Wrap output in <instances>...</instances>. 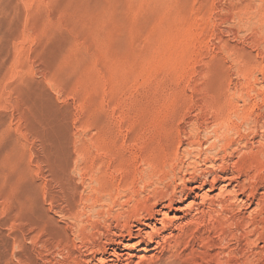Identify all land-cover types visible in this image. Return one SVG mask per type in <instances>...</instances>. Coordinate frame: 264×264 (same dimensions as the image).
Returning <instances> with one entry per match:
<instances>
[{
    "label": "rangeland",
    "instance_id": "374dc122",
    "mask_svg": "<svg viewBox=\"0 0 264 264\" xmlns=\"http://www.w3.org/2000/svg\"><path fill=\"white\" fill-rule=\"evenodd\" d=\"M212 176L237 212L159 260L224 237L210 264H264V0H0V264H78ZM247 199L252 254L229 224Z\"/></svg>",
    "mask_w": 264,
    "mask_h": 264
},
{
    "label": "bare ground",
    "instance_id": "6f19581e",
    "mask_svg": "<svg viewBox=\"0 0 264 264\" xmlns=\"http://www.w3.org/2000/svg\"><path fill=\"white\" fill-rule=\"evenodd\" d=\"M223 118V117H222ZM223 120V119H222ZM222 122V121H221ZM223 123V122H222ZM236 132V131H235ZM238 132V131H237ZM236 132V133H237ZM221 133V132H220ZM228 134V133H227ZM225 136V135H224ZM209 138V137H208ZM218 138V137H217ZM225 141V140H224ZM204 142V141H203ZM227 143V142H226ZM206 145V144H205ZM213 147V146H212ZM224 147H226V146H224ZM246 147V146H245ZM187 149V148H186ZM205 149H206V147H205ZM211 148H209V150H210ZM187 150H190V149H187ZM238 150H239V148H238ZM208 151V150H207ZM211 151V150H210ZM246 151V150H245ZM251 151V150H250ZM243 152V151H242ZM243 154V153H242ZM249 154V153H248ZM197 155V154H196ZM223 155V154H222ZM174 156V155H173ZM178 156V155H177ZM199 156V155H198ZM239 157H241V156H239ZM176 158V157H175ZM219 159V158H218ZM203 161V160H202ZM221 161V160H220ZM210 162H212V160L210 161ZM225 162V161H224ZM213 163V162H212ZM211 163V164H212ZM216 163V162H215ZM222 163H223V160H222ZM238 163V162H237ZM225 164V163H224ZM236 165L237 164H235V167H236ZM216 166V165H215ZM224 166V165H223ZM239 166V165H238ZM220 167H222L221 165L218 167L219 169H220ZM225 167V166H224ZM223 167V168H224ZM234 167V166H233ZM228 168V167H227ZM222 169V168H221ZM226 169V168H225ZM233 169V168H232ZM231 169V170H232ZM236 169V168H235ZM235 169H233V170H235ZM215 170V169H214ZM224 170V169H223ZM217 171V170H216ZM216 171H214L215 173H216ZM222 171V170H221ZM220 171V172H221ZM240 171L241 170H239V172L237 173V172H235L238 176H239V173H240ZM218 172V171H217ZM224 172V171H223ZM232 172H234V171H232ZM174 173V172H173ZM172 173V174H173ZM204 173V172H203ZM212 173V172H211ZM210 174V173H209ZM213 174V173H212ZM211 174V175H212ZM247 174V173H246ZM257 174V173H256ZM259 174V173H258ZM174 175V174H173ZM203 175V174H202ZM208 175V174H207ZM218 175V174H217ZM205 177V176H204ZM203 177V178H204ZM231 177V176H230ZM246 177V176H245ZM197 178V177H196ZM206 178H207V176H206ZM244 178V177H243ZM264 178V177H263ZM208 179V178H207ZM211 179V178H210ZM212 182H211V185L207 188L208 190H205L206 192H201L200 191V187H198L197 185L196 186H194V187H192V188H189L186 192H188V193H186V195H185V198L184 199H180V200H178V201H176V200H170L168 203H165L164 204V201L162 202V201H160V202H162V204H156L155 205V207L153 208V209H151L152 211L150 212V214H148V217L146 218V219H144L143 221H141L140 222V219H139V224H138V226H136L135 227V229H133V228H129L128 230H126V231H128V233L125 235H121V236H119L118 237V235H117V237L116 238H111L110 239V242H111V245H109L110 247L108 248H106L105 246L106 245H104L103 243V247H98V249L97 250H94V251H91V254H89V255H87V256H85L84 258H83V260L81 261L80 259H78V260H80L81 262H79V263H82V264H151L152 262H155L156 263V261H158L159 259H160V257H161V254L162 253H164V251L166 250V249H168L169 250V248H168V246H170L171 244H172V241L173 240H175L176 242H178L179 240L181 241L182 240V238L186 235V233H188V232H190V231H194V232H196V231H198L199 229L201 230L202 228V233H203V230L205 229V230H213V229H215V226H213V224L214 223H216V221L218 220V218H219V216L218 215H220L219 213L221 212V210H223V212L225 211L224 209H226V210H228V208H232L235 212H237L234 208L236 207L235 206V201L236 200H238V196L236 195V193H237V189H236V187H238V186H236L235 187V185H233V182H232V180H229L228 179V177H227V179L226 178H224V177H220L219 178V176L218 177H214L213 178V176H212ZM231 179V178H230ZM235 180V179H234ZM209 181V180H208ZM211 181V180H210ZM243 181H244V179H243ZM241 182V181H240ZM255 182V181H254ZM207 183H209L210 184V182H207ZM243 182H241L240 184H242ZM245 183V182H244ZM250 183H251V181H250ZM263 183V182H262ZM187 184V183H186ZM189 184V183H188ZM201 184H203V182L201 183ZM236 184V183H235ZM238 184V183H237ZM252 184V183H251ZM105 185V184H104ZM111 185V184H110ZM243 185V184H242ZM245 185H247V184H245ZM263 185V184H262ZM106 186V185H105ZM202 186V185H201ZM207 186V185H206ZM99 187V186H98ZM104 187V186H103ZM107 187V186H106ZM111 187V186H110ZM247 187H249V185L247 186ZM109 188V187H108ZM166 188V187H165ZM188 187H186V189H187ZM242 188H245V187H242ZM255 188V187H254ZM159 189V188H158ZM186 189H184V190H186ZM248 189V188H247ZM96 190V189H95ZM183 190V189H182ZM183 190V191H184ZM246 190V189H245ZM110 191V190H109ZM216 191H218L217 193H216ZM252 191V190H251ZM79 192V191H78ZM104 192V191H103ZM108 192V191H107ZM178 192H182L181 190L180 191H178ZM244 192V191H243ZM242 192V193H243ZM160 193V192H159ZM172 193H173V191H172ZM245 194H247L246 192H244ZM250 193V192H249ZM253 193V192H252ZM255 193V192H254ZM253 193V194H254ZM257 193V192H256ZM264 193V192H263ZM104 194H106V193H104ZM154 194V193H153ZM155 194H157V193H155ZM163 194V193H162ZM162 194H159V196L161 195V198L164 196V195H166V194H164V195H162ZM171 194V193H170ZM184 194V193H183ZM182 194V195H183ZM237 194H239V193H237ZM251 194V193H250ZM250 194L248 195V196H250ZM115 195V194H114ZM169 195V194H168ZM181 195V194H180ZM180 195H178V197H180ZM85 196V195H84ZM155 196V195H154ZM154 196H153V200H154ZM173 196V195H172ZM248 196H246V197H248ZM259 196V195H258ZM262 196V195H261ZM157 197V196H156ZM165 197V196H164ZM177 197V198H178ZM245 197V198H246ZM252 197H253V195H252ZM255 197H257V196H255ZM158 198V197H157ZM156 198V199H157ZM168 198H170L169 196H168ZM167 198V199H168ZM242 198V197H241ZM155 199V200H156ZM160 199V198H159ZM164 199V198H163ZM165 199H166V197H165ZM261 199V198H260ZM98 200H100V199H98ZM240 200V199H239ZM253 200V199H252ZM261 200H263V199H261ZM76 201V200H75ZM151 201V200H150ZM157 201V200H156ZM159 201V200H158ZM232 201H233V204H232ZM136 202V201H135ZM141 202V201H140ZM149 202V201H148ZM153 202V201H152ZM239 202V201H238ZM257 202H258V200H257ZM262 202V201H261ZM76 203V202H75ZM155 203V202H154ZM218 203H219V205L220 204H222L224 207H226V208H224L223 206V209H222V207L220 208L219 206H218ZM223 203H225L226 204V206L223 204ZM243 203H244V206L242 207V208H244L245 210H246V212H244V213H242V211H239V209H237L239 212H241L240 214V216L238 217H233L232 215L234 214L233 212H232V215H230V217L232 216L233 218L229 221V224L231 225V226H235L234 228L237 230H240L239 231V233H240V235L239 236H237L238 235V233L236 234V235H234V238L236 239V240H238V241H240V239H242V238H245V247H244V251H246L247 249H250V246H252L253 244H252V241H251V235H250V233L251 232H248V231H251V230H246L247 229V227L245 228V226H247L249 223H248V217H247V213L250 211V205H251V201H248V199L246 200V201H243ZM242 203V204H243ZM264 203V202H263ZM262 203V204H263ZM121 204H122V202H121ZM136 204V203H135ZM149 205H151L150 203H148ZM120 205V204H119ZM145 205H146V201H145ZM259 205V204H258ZM107 206V205H106ZM147 206V205H146ZM154 206V205H153ZM152 206V207H153ZM216 206H218L221 210H220V212H218V210H217V208H216ZM240 206V205H239ZM242 206V205H241ZM103 207V206H102ZM151 207V206H150ZM151 207V208H152ZM75 208V207H74ZM91 208V207H90ZM137 208V207H136ZM135 208V209H136ZM139 208H141V207H139ZM145 208V207H144ZM149 208V207H148ZM257 208V210H258V207H256ZM259 208H260V206H259ZM83 209V208H82ZM142 209V208H141ZM126 210V209H125ZM140 210V209H139ZM244 210V211H245ZM74 211H77V210H74ZM255 211H256V209H255ZM60 212H62V211H60ZM65 212V211H64ZM70 212V211H69ZM130 212V211H129ZM129 212H127V213H129ZM138 212V211H137ZM144 212V211H143ZM148 212H149V210H148ZM222 212V213H223ZM226 212H228V214H229V211H226ZM73 213V212H72ZM225 213V212H224ZM231 213V212H230ZM249 213H251V212H249ZM253 213V212H252ZM251 213V214H252ZM78 214V213H77ZM90 214V213H89ZM140 214H142V213H140ZM139 214V215H140ZM147 214V213H146ZM236 214V213H235ZM239 214V213H238ZM254 215H255V213H253ZM256 214H258V213H256ZM263 214V213H262ZM68 215V214H67ZM71 215V214H70ZM139 215H137V216H139ZM143 215V214H142ZM226 215H227V213H226ZM237 215V214H236ZM134 216H135V214H134ZM146 216V215H145ZM144 216V217H145ZM221 216V215H220ZM224 216V215H223ZM222 216V217H223ZM227 216H229V215H227ZM253 216V215H252ZM257 216V220H258V217H260V216H258V215H256ZM91 217V216H90ZM136 217V216H135ZM143 217V218H144ZM230 217H229V219H230ZM254 218H255V216H253ZM79 218V217H78ZM77 218V219H78ZM88 218V217H87ZM127 218V217H126ZM132 218H133V216H132ZM227 218V217H226ZM129 218H127V221H129L128 220ZM221 219H223V218H221ZM228 219V218H227ZM252 219V218H251ZM260 220H261V218H259ZM96 220V219H95ZM138 220V219H137ZM136 220V221H137ZM225 220V219H224ZM256 220V221H257ZM260 220H259V222H260ZM105 221H107V220H105ZM110 221V220H109ZM221 221V220H220ZM223 221V220H222ZM221 221V222H222ZM71 222V221H70ZM220 222V223H221ZM263 224H264V222L263 221H261ZM260 222V223H261ZM110 223V222H109ZM116 223V222H115ZM128 223V222H127ZM126 222H125V224H127ZM219 223V222H218ZM252 223H254L253 221H252ZM257 223V222H256ZM255 223V224H256ZM262 223H261V225H262ZM90 224V223H89ZM259 224V223H258ZM99 225V224H98ZM131 225H132V223H131ZM216 225H219V224H217L216 223ZM253 225V224H252ZM251 225V226H252ZM211 226V227H210ZM248 226H250V225H248ZM256 226V225H255ZM108 227V226H107ZM119 227V226H118ZM126 227V226H125ZM129 227V226H128ZM217 227V226H216ZM225 227H226V225H225ZM237 227V228H236ZM264 227V226H263ZM70 228H71V226H70ZM90 228V227H89ZM123 229H124V227H122ZM122 228H121V231H122ZM220 228V227H219ZM230 229L231 227H227V229ZM260 228V227H259ZM107 229V228H106ZM120 229V228H119ZM224 229V228H223ZM226 229V230H227ZM228 229V230H229ZM92 230V229H91ZM125 230V229H124ZM190 230V231H189ZM204 230V231H205ZM217 230V229H216ZM219 230V229H218ZM222 229H220V231H221ZM225 230V231H226ZM235 230V231H236ZM260 230V229H259ZM116 231V230H115ZM114 231V232H115ZM117 231H119V230H117ZM125 231V232H126ZM220 231H216V232H219L220 233ZM254 231H255V228H254ZM105 232V231H104ZM113 232V231H112ZM111 232V233H112ZM210 232V231H209ZM215 232V233H216ZM228 232H230V231H228ZM227 231H226V233H228ZM233 232H234V230H233ZM233 232H232V234H233ZM256 232V231H255ZM255 232H253L254 234H255ZM116 233V232H115ZM114 233V234H115ZM118 233H120V231L118 232ZM192 233V232H191ZM191 233H188V234H190V235H188V236H190L189 238H192L193 236L191 235ZM199 233V232H198ZM201 233V232H200ZM205 233H207V232H205ZM225 233V232H224ZM225 233V234H226ZM110 234V233H109ZM121 234V233H120ZM119 234V235H120ZM194 234V233H193ZM229 235H231L230 233H228ZM102 235V234H101ZM106 235V234H105ZM203 235V234H202ZM215 234H213L212 236H214ZM217 235V234H216ZM220 235H223V234H221L220 233ZM258 235V234H257ZM263 235H264V233H263ZM65 236V235H64ZM111 236V235H110ZM188 236L186 237V239H189L188 238ZM196 236V235H195ZM204 236V235H203ZM224 236V235H223ZM258 236H260V235H258ZM257 236V237H258ZM89 237V236H88ZM100 237V236H99ZM215 238H217L218 236H214ZM214 237H212V238H214ZM232 237V236H231ZM252 237H253V235H252ZM262 237H264V236H262ZM194 238V237H193ZM198 238H199V236H198ZM211 238V237H210ZM233 238V239H234ZM251 238V239H250ZM185 239V240H186ZM197 239V238H196ZM261 239V238H260ZM96 240V239H95ZM106 240H108V239H106ZM190 240V239H189ZM221 240V239H220ZM219 240V241H220ZM253 240V239H252ZM65 241V240H64ZM71 241V240H70ZM90 241V240H89ZM196 241H199V240H196ZM196 241H195V243H196ZM206 241V242H205ZM209 241H211V239L209 240ZM209 241L205 238V240H204V246H205V248H204V250L203 251H198V252H200V253H198V255H199V257H197L199 260L198 261H201V264H210V263H212L213 261H217L216 263H218V262H221L222 260V258L223 257H221L223 254H221V256H220V251H222V253L223 252H225L226 250L228 251V255L229 256H231V257H233V254H234V249H232L231 248V245H230V240H227V239H224V237H223V239L219 242V243H209ZM262 241V240H261ZM91 242V241H90ZM109 242V243H110ZM176 242H175V244H176ZM182 242V241H181ZM186 242V241H185ZM188 242H190V241H188ZM213 242V241H212ZM215 242V241H214ZM227 242V243H226ZM95 243V242H94ZM94 243H93V245H94ZM98 243V242H97ZM191 243V242H190ZM192 243H194V242H192ZM203 243V242H202ZM202 243H201V247H203L202 246ZM234 243V242H233ZM232 243V244H233ZM237 243V242H236ZM240 243H241V241H240ZM263 243V242H262ZM88 244V243H87ZM90 244V243H89ZM92 244V243H91ZM101 243H100V245H99V243L97 244V246L99 245V246H101L102 245ZM107 244V243H106ZM174 244V245H175ZM182 244V243H181ZM184 244H186V243H184ZM188 244V243H187ZM186 244V248H187V245ZM198 244V243H197ZM196 244V245H197ZM239 244V243H238ZM252 244V245H251ZM96 245V244H95ZM173 245V244H172ZM172 245H171V247H172ZM173 245V246H174ZM177 245V244H176ZM176 245H175V247H176ZM190 245V244H189ZM194 245V244H193ZM236 244H234V246H235ZM254 245H258V244H254ZM79 246V245H78ZM88 246V245H87ZM87 246H85V247H87ZM178 246V245H177ZM185 246V245H184ZM192 246V245H191ZM210 246L211 247H214L215 249H217L216 250V252L215 253H212L211 251L209 252V248H210ZM240 246V245H239ZM243 246H244V244H243ZM242 245L240 246V247H243ZM263 246V245H262ZM261 246V247H262ZM95 247V246H94ZM174 247V248H175ZM179 247V246H178ZM177 247V248H178ZM190 247V246H189ZM199 247V246H198ZM233 247V246H232ZM255 248L257 247V246H254ZM261 247H260V249H261ZM264 247V246H263ZM191 248V247H190ZM194 248V247H193ZM197 248V247H196ZM234 248V247H233ZM235 248H238V247H236L235 246ZM252 248V247H251ZM257 248H259V247H257ZM77 249V248H76ZM79 249V248H78ZM85 249V248H84ZM92 249V248H91ZM179 249V248H178ZM177 249V250H178ZM182 249H184V248H182ZM181 249V250H182ZM192 249V248H191ZM200 249V248H199ZM213 249V248H212ZM240 249V248H239ZM238 249V250H239ZM253 249V248H252ZM83 250V249H82ZM173 250V249H172ZM189 250V249H188ZM201 250V249H200ZM236 250V249H235ZM238 250H236L237 252H239ZM254 250V249H253ZM263 250V249H262ZM89 251V250H88ZM170 251V250H169ZM176 251V250H175ZM174 251V252H175ZM179 251V250H178ZM192 250H190V252H191ZM248 251V250H247ZM82 252V251H81ZM84 252V251H83ZM87 252V251H86ZM172 252V251H171ZM171 252H170V254H171ZM195 252V251H194ZM197 252V251H196ZM195 252V253H196ZM243 252V251H242ZM249 253L251 252V251H248ZM253 252V251H252ZM255 252V251H254ZM60 253V252H59ZM72 253V252H71ZM169 252L167 251V254H168ZM188 253V252H187ZM186 253V254H187ZM192 253V252H191ZM247 253V252H246ZM249 253H247L248 255H249ZM81 254V253H80ZM79 254V255H80ZM165 254H166V252H165ZM177 254V253H176ZM189 254V253H188ZM243 254H245V253H243ZM242 254V255H243ZM250 254H252V253H250ZM262 254V253H261ZM260 254V255H261ZM54 255V254H53ZM174 255V254H173ZM190 255V254H189ZM192 255V254H191ZM197 255V254H196ZM236 255V254H235ZM246 255V254H245ZM244 255V256H245ZM259 255V254H258ZM84 256V255H83ZM168 256V255H167ZM237 257H240V259H242L241 258V256H238V255H236ZM252 256V255H251ZM72 257V256H71ZM78 257V256H77ZM81 257V256H80ZM168 257H171V256H168ZM172 257H174V256H172ZM179 257V256H178ZM188 257H191V256H188ZM192 257H194L193 255H192ZM221 257V258H220ZM236 257V258H237ZM246 257V256H245ZM82 258V257H81ZM163 258H165V257H163ZM167 258V257H166ZM177 258V257H176ZM195 258V257H194ZM193 258V259H194ZM236 258H235V262H236ZM252 258V257H251ZM168 259V258H167ZM174 259V258H173ZM186 259V258H185ZM225 259V258H224ZM229 259V258H228ZM255 259V258H254ZM73 260H75L74 258L72 259V261ZM77 260V259H76ZM73 261L74 263L76 262L77 263V261ZM250 259H249V256H247L246 258H244V262L245 263H247L248 261H249ZM252 260V259H251ZM59 261V260H58ZM72 261H70V263L72 262ZM160 261V260H159ZM162 261V260H161ZM160 261V262H161ZM166 261V260H165ZM231 261V260H230ZM229 260H228V262H230ZM234 261V260H233ZM232 261V262H233ZM243 260H241L240 262H242ZM52 262V261H51ZM64 262V261H63ZM163 262H164V260H163ZM163 262H161V264H163ZM167 262H168V260H167ZM194 262V261H193ZM196 262V261H195ZM238 262H239V260H238ZM239 262V263H240ZM68 263V262H67ZM78 263V264H79ZM165 263V262H164ZM173 263V262H172ZM177 263V262H176ZM181 263V262H180ZM191 263V262H190ZM215 263V264H216ZM222 263V262H221ZM239 263H237V264H239ZM244 263V264H245ZM257 263V262H256ZM260 263V262H259ZM65 264V263H64ZM166 264H168V263H166ZM197 264H199V263H197ZM228 264H230V263H228ZM233 264V263H232ZM242 264V263H241ZM252 264V263H251Z\"/></svg>",
    "mask_w": 264,
    "mask_h": 264
}]
</instances>
